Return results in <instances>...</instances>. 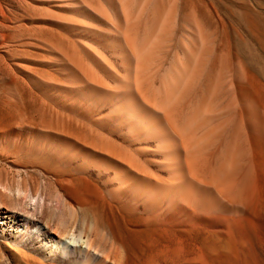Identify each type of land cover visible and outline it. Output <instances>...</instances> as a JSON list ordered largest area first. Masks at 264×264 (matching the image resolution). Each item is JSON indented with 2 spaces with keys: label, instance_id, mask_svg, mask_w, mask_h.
Here are the masks:
<instances>
[{
  "label": "bare ground",
  "instance_id": "1",
  "mask_svg": "<svg viewBox=\"0 0 264 264\" xmlns=\"http://www.w3.org/2000/svg\"><path fill=\"white\" fill-rule=\"evenodd\" d=\"M2 3L0 72L11 74L14 12ZM126 16L129 31L124 41L119 37L113 52L121 55L129 80L119 81L124 91L104 104L110 120L126 131V144L149 139L157 145L165 178L144 176L129 156L102 144L105 153L84 155L85 147L65 126L50 132L59 138L56 144L23 140L16 129L26 121L25 109L15 99L1 98L0 143L9 138L6 150L15 156H47L55 163L40 167L45 186L0 188V264H195L198 256L222 264L220 257L234 253L236 258L240 253L234 247L254 239L250 236H255L264 213V110L255 77L247 76L237 55L232 66L222 49L215 56L200 21L191 19V35L197 32L198 39L189 41L160 92L152 94L143 79L145 65L152 59L153 44H165L174 36L177 17L154 14L142 24L140 16L134 23ZM146 27L154 33L142 41ZM87 69L77 65L72 76L82 86H94V74ZM11 81L16 87L15 78ZM222 116L227 118L218 125ZM220 142L225 149L219 148L221 159L217 156L225 158L217 167ZM243 150H248V159ZM211 166L217 167L214 173ZM229 186H239L238 195L230 197ZM229 206L241 209L237 217L230 212L235 218L225 216ZM48 211L59 222L47 219Z\"/></svg>",
  "mask_w": 264,
  "mask_h": 264
},
{
  "label": "rangeland",
  "instance_id": "2",
  "mask_svg": "<svg viewBox=\"0 0 264 264\" xmlns=\"http://www.w3.org/2000/svg\"><path fill=\"white\" fill-rule=\"evenodd\" d=\"M0 1L3 2L5 10L10 8L14 12L12 18L16 32H12L16 42L14 43L16 44L14 61L11 62L12 75L8 74V72L4 74L0 72V99H15L23 106L26 111V121L15 129L16 134L21 135L23 140L30 141V143L33 140H37L56 144L59 138L50 132H56L58 128L62 129L65 126L70 133L75 135L78 143L81 144L80 146L85 147L82 150L84 155L96 157L90 152H101L102 147L99 146L102 144V146L111 147L129 156L144 176L158 177L159 179L165 178L161 171L163 159L160 151L156 148L157 145L149 139L140 140L134 144H126L124 139V136L127 135L126 131L119 128L115 124L114 119L113 121L110 120V110L104 104L105 101L112 99L117 91H124L120 85L118 87L119 81L122 79L124 81L129 80L121 55L113 52L119 46L116 42L119 37L122 38V40L120 38L121 41H124L129 31L127 30L129 27L126 15H128L132 23L136 22V19L140 16L142 24L147 21L149 15L162 14L164 18L170 13L174 15V19L175 15L177 17L175 24H173L174 29L171 32V34L174 32L172 35L175 37L171 36V39L169 37L168 44L158 43V41L153 44L151 48L153 49L151 51L153 53L151 55L153 63L151 61L148 62L149 59L146 58L148 64L145 65L146 70L144 71L143 76L145 75V77L143 79L144 82L147 81V84L145 83L146 89L152 94L160 92L170 71L177 66L179 59H183V50L190 46L189 41L193 42L196 40L197 37L195 38L194 35L197 32L191 35L192 32L190 31H193V29L188 24L191 19H194V22L195 19L196 21L198 19L200 22H197L205 29L206 36H209V47L211 50L213 49L214 55L219 48L222 49L230 66L234 62V56L237 55L241 65L246 70L247 76L253 75L252 77H255L257 87L259 86L258 95L260 99L264 100V0ZM126 3L127 5H125ZM158 10L161 13L157 12ZM145 33L146 35L141 38L142 41L151 38L154 32L151 28L146 27ZM164 45L167 46L165 47ZM151 56L149 54V57ZM145 57L148 56L145 55ZM156 59L159 60L157 61ZM76 64L78 66L82 65V67L88 68V71L93 72L94 86H82L78 80L73 78L74 76L72 75L74 74L72 73H74L73 69L76 68ZM16 65L18 66L15 67ZM13 78L16 80V87L10 86ZM262 100L264 110V102ZM223 117L217 119V124L218 121L224 120ZM23 126L27 128L24 129ZM225 136L226 134L222 139L227 141L228 139H225ZM7 140L10 142L9 138H5L0 143V188L3 190L5 186L10 185L14 188L23 186L24 189L29 190L32 187L45 186L47 179L40 172V167L44 165L46 168H51L49 166H53L55 163L54 158L47 156L42 158L27 154L15 156L12 150H6ZM224 141L221 140V142ZM221 142L217 145V159H215L214 163L215 165L216 163L219 164H217V167L223 163L222 161L225 158L224 153H222L224 157L222 160H220L221 155H218L222 149H225V144L222 143V145ZM92 143H95V145H92ZM243 146L247 149L246 143ZM219 148L221 151H219ZM86 150H89V152ZM244 152L246 151L243 150L242 155L246 154L247 157L249 155L248 150V153ZM101 153H105V151ZM217 155L220 159H218ZM246 157L244 156L243 158L245 161L248 159ZM14 162L16 165H14ZM20 164L24 169L23 171L18 170ZM217 167L214 166L213 168L211 166L209 170L214 173L213 170ZM210 171L208 172L209 174ZM209 174L208 177L211 175ZM229 188L230 193L232 192L231 194H233L230 197L236 196L240 192L239 186H229ZM229 207H226L228 209L224 211L225 216L237 217L241 209ZM226 213L228 214L226 215ZM262 213L261 216H264V213ZM261 216H259V222L257 221L256 224H263H260L259 227L256 225L257 230L255 228L252 230L253 232L249 230V233L247 231L248 234H253L257 231L254 234L255 236L249 235L250 239H253V237L255 239L259 234L257 240H249L248 238V241L244 242V244L246 243L244 246L238 245L236 247V245L234 252L235 254L239 252L241 256L240 254L236 256L240 258H235L234 253L229 256V258L234 256L235 261L232 260L233 258L220 257L219 260H222H218V262L221 263L222 261V264H264V217L261 218ZM47 219H51L54 223L60 220L57 216L54 217L52 211H48ZM262 234L263 236H261ZM201 259L202 256H198L196 263L212 264L214 262L210 261L211 259L209 258L206 259V257H204V261ZM205 260L208 261L206 262ZM214 264L216 263L214 262Z\"/></svg>",
  "mask_w": 264,
  "mask_h": 264
}]
</instances>
